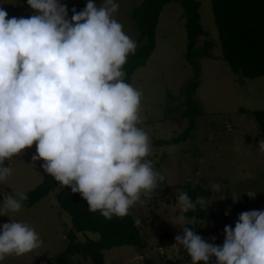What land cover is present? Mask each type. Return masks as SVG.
Wrapping results in <instances>:
<instances>
[{"label":"clouds","instance_id":"clouds-1","mask_svg":"<svg viewBox=\"0 0 264 264\" xmlns=\"http://www.w3.org/2000/svg\"><path fill=\"white\" fill-rule=\"evenodd\" d=\"M27 3L36 13L27 18H9L0 7V182L13 172L5 161L35 144L32 160H43L44 171L79 193L90 211L106 219L125 217L165 177L146 159L152 148L138 126L143 93L124 79L123 67L137 44L113 16L119 4L87 0L69 19L61 0ZM259 149L264 151V140ZM213 188L220 191L221 185ZM177 193L181 223H173L183 235L175 237L176 245L186 249L192 264H213V257L214 264H264V210L240 213L234 228L225 226L219 246L182 223L186 213L208 201ZM27 199L24 192L4 195L0 215L14 218L11 213ZM41 244L34 228L13 219L0 231V260Z\"/></svg>","mask_w":264,"mask_h":264},{"label":"rangeland","instance_id":"rangeland-1","mask_svg":"<svg viewBox=\"0 0 264 264\" xmlns=\"http://www.w3.org/2000/svg\"><path fill=\"white\" fill-rule=\"evenodd\" d=\"M200 1V23L207 32L199 36L196 47L201 48L206 40L214 43L211 57L198 60L197 71L185 58L187 36L182 7L176 2L166 4L155 28V47L144 65L131 74V82L142 91L141 123L150 137L154 170L160 172L164 181L158 183L151 198L143 197L129 212L135 218L142 238V246H115L103 249V264H165L166 260H180V264H192L182 245H176L175 237L183 235L178 217L181 215L177 203V192H184V185L209 192L207 212L199 227L205 240L213 237L225 240L224 228H233L239 214L244 211L264 210V151L259 149L263 140L257 126L246 113L239 109H264V76L245 78L234 73L223 59L218 42L210 0ZM119 9L114 18L123 25L124 32L137 44L138 26L130 14L142 0H115ZM68 8L81 11L87 0H61ZM97 6L103 0H95ZM0 7L8 17H30L35 13L27 0H0ZM191 81L197 86L190 94L199 106L201 114L194 120V128L187 139L177 143H159L178 136L188 126L182 115L187 99V87ZM35 144L17 156L6 160L13 169L5 182H0V203L4 195L18 192L28 193L47 174L42 168L43 160L33 161ZM221 185L216 191L213 185ZM194 188H193V187ZM197 191V190H195ZM256 193L250 197L247 193ZM233 195L239 197L234 201ZM14 216L0 215V231L4 223L13 219L27 223L39 234V248L22 256L9 255L0 264H50L56 261L68 244L64 232L70 228L67 214H59L55 206V192L27 208L24 205ZM227 213V214H226ZM177 224H174V223ZM193 226V218L185 215L182 222ZM98 236L87 232L78 234L77 240ZM158 247L164 251L158 252ZM213 264L215 262V257ZM72 264H95L90 258L71 256Z\"/></svg>","mask_w":264,"mask_h":264},{"label":"trees","instance_id":"trees-1","mask_svg":"<svg viewBox=\"0 0 264 264\" xmlns=\"http://www.w3.org/2000/svg\"><path fill=\"white\" fill-rule=\"evenodd\" d=\"M170 2L178 3L183 9L187 36L184 55L188 63L197 71L198 60L202 57H211L210 50L214 47L213 42L206 40L201 48L196 47L198 37L207 35L200 23V1L142 0L138 6L132 8L130 14L139 32L136 51L129 55L123 67L124 79L127 83L131 82L133 71L144 65L153 52L159 15L163 7ZM210 3L221 54L231 70L245 78L264 76V0H210ZM196 86V81H191L187 87L186 108L182 113L189 120L187 128L173 139L161 140L159 143L171 144L187 139L189 132L194 128V118L201 114L199 106L190 96ZM239 110L240 113H246L252 117L258 133L264 140V109L248 111L240 108ZM5 166H8L7 161ZM189 186V184L183 186L184 189L186 188L184 192H187L193 201L198 196L209 195V192L201 189H195L197 190L195 191ZM53 191L58 213L68 215L70 228L66 235L68 244L60 252L58 259L50 264H72L71 256L76 254L82 259L90 258L95 264H103V249L123 245L137 248L142 246L140 230L130 212L122 218L113 216L112 219H106L99 211H90L87 201L79 193H73L70 186H62L51 175L46 174L33 189L28 191V199L24 201V205L30 208ZM206 212V207L201 208L198 205L194 212L185 214L193 218L194 226L189 227H194L197 234L200 232L199 227ZM87 232L98 237L93 239L85 235L83 240H77L78 234ZM206 241L222 246L225 240L217 237L215 240ZM188 258L192 261L190 255ZM165 264H180V260L168 259Z\"/></svg>","mask_w":264,"mask_h":264},{"label":"built area","instance_id":"built-area-1","mask_svg":"<svg viewBox=\"0 0 264 264\" xmlns=\"http://www.w3.org/2000/svg\"><path fill=\"white\" fill-rule=\"evenodd\" d=\"M158 249H159L160 254H163L162 248L159 247Z\"/></svg>","mask_w":264,"mask_h":264},{"label":"water","instance_id":"water-1","mask_svg":"<svg viewBox=\"0 0 264 264\" xmlns=\"http://www.w3.org/2000/svg\"><path fill=\"white\" fill-rule=\"evenodd\" d=\"M65 233V235H67V232H64Z\"/></svg>","mask_w":264,"mask_h":264},{"label":"crops","instance_id":"crops-1","mask_svg":"<svg viewBox=\"0 0 264 264\" xmlns=\"http://www.w3.org/2000/svg\"><path fill=\"white\" fill-rule=\"evenodd\" d=\"M36 185H37V184H36ZM36 185H35V186H36Z\"/></svg>","mask_w":264,"mask_h":264}]
</instances>
